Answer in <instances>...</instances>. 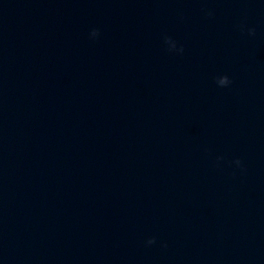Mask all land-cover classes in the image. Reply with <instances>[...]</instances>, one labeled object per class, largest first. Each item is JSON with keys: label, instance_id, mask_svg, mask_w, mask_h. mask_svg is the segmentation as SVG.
Returning a JSON list of instances; mask_svg holds the SVG:
<instances>
[{"label": "water", "instance_id": "95a60500", "mask_svg": "<svg viewBox=\"0 0 264 264\" xmlns=\"http://www.w3.org/2000/svg\"><path fill=\"white\" fill-rule=\"evenodd\" d=\"M0 264H264V0H0Z\"/></svg>", "mask_w": 264, "mask_h": 264}]
</instances>
